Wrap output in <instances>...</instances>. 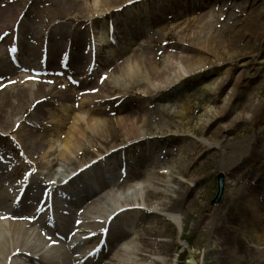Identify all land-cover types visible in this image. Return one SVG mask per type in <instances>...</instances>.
Wrapping results in <instances>:
<instances>
[{"label":"rangeland","instance_id":"rangeland-1","mask_svg":"<svg viewBox=\"0 0 264 264\" xmlns=\"http://www.w3.org/2000/svg\"><path fill=\"white\" fill-rule=\"evenodd\" d=\"M6 1L0 0V11L4 9ZM52 1L30 0L24 26L10 30L18 41L10 43L2 39L0 42V83L8 80L12 69L25 68L31 71L24 82L9 81L12 90L6 98L5 110L11 115L7 124L0 122V167L8 171L11 178L0 183V194L4 193L7 185L15 184L20 179L16 173L17 167H23L27 176L36 173L44 182L53 185L58 179H69L75 175L73 161L58 156L62 143L61 134H65L70 127L61 105L76 107L80 104L82 96L86 94L83 71H88L94 62L103 63L111 57L112 52L114 55L121 52L114 38L122 30V22L118 20L116 24H112L114 17L112 19L104 12L105 8L100 6L102 0H97L96 5L93 0L82 1L83 8L89 15L80 18V25L71 22L77 19L75 13L68 22L57 24V16L66 13L67 5L63 0H57L56 4ZM243 1L166 0L162 3L164 6L168 5L165 8L167 12L159 20L153 21L154 24H148L145 14L142 17L144 20L137 25L147 28L146 34L142 36L143 39L131 44V50H137V45L140 44L145 50L137 53L138 58L141 59L146 49H151L160 54L164 61L156 68L157 74L148 82L144 77L133 83L114 80L109 77L110 70L103 68L92 71V77L87 83L94 88L95 95L102 99L96 108L95 117L102 115L111 123L116 145L124 137L116 122L117 118L121 115L129 116L138 109L143 111L147 136L159 132L167 140V145H154L149 141L134 146L129 151H118L117 154L121 153L126 158L133 155L136 158L138 151L144 150L156 160L169 152L170 156L165 162L169 161L170 166L162 171L164 178L167 181L176 179L182 182L180 191L189 189L183 197L182 206L176 211L179 224L172 226V234L167 232L162 238L151 237L154 244L161 241L164 248L172 246L167 254L159 248L145 250L142 241L134 238V234L128 232L129 226H126L129 224L127 219L132 217L131 221H134L139 233L142 228L145 230L154 226L162 232L163 226L155 224L157 217L149 215L139 223L133 213L121 214L115 221L113 215L108 218L103 213L91 215L94 220L106 221L107 224L114 221V229L128 233L129 239L124 242H131L126 247L123 264H131L132 260L139 259V255L157 259L160 264H192V254H195L198 264H222L221 260H217L219 254L216 249L219 248L222 237L227 239L228 234L222 233L220 240L214 239L218 235L216 229L219 209L228 205L236 207L237 219L232 227L240 231V239L246 242L242 253L247 256V264L264 261V34L260 39H249L247 36L240 37L233 31H224L225 35L219 32V21L222 18L232 14L233 17L238 15L240 19L246 17L245 13L236 12ZM176 5L179 9H173ZM60 31H65L66 36L59 38ZM48 34L52 35L62 53L69 58L64 64L53 61L44 65L48 48L54 44V41L47 38ZM77 34L82 37V41L76 42ZM209 37H213V45L216 47L214 51L217 53L215 55L221 56L223 60L218 61L214 53L198 49L199 45L196 43ZM24 44L33 49L22 53ZM239 51L246 54L236 60H229L224 54ZM68 53L78 55L81 59H70ZM128 53L123 54L119 63L132 62ZM191 54L201 57V61L188 68L186 57ZM106 83L107 86L102 88L101 85ZM21 86L27 91H20ZM72 90L79 93L67 100L66 96ZM105 90L107 96L104 94ZM28 96L31 100L35 99V103L25 114ZM10 125L13 126L12 130ZM2 128L7 129L3 131ZM15 148L20 149V155L15 153ZM103 152L104 150H100L99 153ZM84 154L86 158L82 162L84 161L85 167L100 157L94 152ZM154 169L150 163L141 166L137 159L131 160L129 165H123V170L128 172L139 170L140 181L150 178ZM85 170L87 174L98 172L97 169ZM218 174L223 175L224 190L220 200L213 203ZM122 175H125L124 171ZM108 189L115 191L120 199L126 192L125 188L118 189L117 186ZM43 190L54 195L57 192L49 190L48 186ZM247 193H252L258 200L260 225L242 214L247 206L244 199ZM12 195H16V192H12ZM164 201L167 202L161 196H156L153 200L158 204ZM37 207L40 208L38 203L30 205V212ZM82 209L83 207L79 210ZM150 210H154V207ZM41 212L45 214V211ZM43 217L45 220L55 219L45 215ZM19 219L30 220L31 217L22 215ZM248 223L255 226L251 234L246 230ZM79 225L77 216L71 218L60 239H53L39 225H35L34 233L40 232L43 237L53 240L51 244L63 245L69 242L73 232L78 231ZM99 232L105 235L106 228L99 229ZM98 237L100 236L81 244L78 250L87 251L98 243L101 245L103 241ZM123 245L121 243L120 246L125 249ZM115 248H109L94 264L107 261Z\"/></svg>","mask_w":264,"mask_h":264},{"label":"bare ground","instance_id":"bare-ground-1","mask_svg":"<svg viewBox=\"0 0 264 264\" xmlns=\"http://www.w3.org/2000/svg\"><path fill=\"white\" fill-rule=\"evenodd\" d=\"M63 1L67 5V11L65 14L57 16V24L63 25V23L71 19V16L77 14V19L71 20V22L74 21L77 25H80L82 23L80 18L89 15L83 8V0ZM120 1L122 0H102L100 6L105 8L104 12L108 13L112 19L114 17L112 24H116L118 20H120V23L122 22V30L116 33L114 38V42L118 44L117 46L120 47L121 52L115 55L112 52L110 54L111 57L103 61V63L94 62L88 71H83L85 75L84 81L86 82L84 86L86 94L82 96L80 104L76 107L61 105L62 110L69 119L70 127L65 134H61L62 143L58 156L62 159L73 161L75 175L69 179H64V181L58 179V182L53 185L44 182L37 177L36 173L27 176L26 170L23 167L16 168V173L20 176V179L15 184L7 185L4 188V193L0 194V264H94L112 246L116 247L115 251L107 258V261H101V264H123V258L127 253L126 247L131 241L125 243V240L129 239L128 233L114 229L113 225L115 224V219L119 218L121 214L129 213H133L136 216V221L139 223L149 215L155 216L157 217L155 224L163 226L162 232L156 230V226H154L149 229L145 228V230L142 228L139 233L136 230L134 221H131L132 217H127L129 218L127 219L129 224H126V226H129L128 232H132L135 236L134 238L142 241L145 250L151 251L154 248H159L167 254L172 247L169 245L164 248L161 241L154 244V240H151L152 236L162 238L165 235L164 233L168 232L170 235L172 234V226L179 224V217L176 211L182 206L183 197L189 191L188 188L180 191L182 182L176 179L167 181L164 178L162 171L170 166L169 161L165 162L170 156L169 152L164 154L161 159L158 158L156 160L150 156V153H146L144 150L138 151L136 158L133 155L131 158H126L121 154L122 152L129 151L134 146L149 141L154 145H167V140L163 136H160L159 132L150 133L147 136L144 114L142 109H138L133 111L129 116L121 115L117 118L116 122L122 129L124 137L116 145V140L111 132V123L101 114L100 117H95L96 108L102 99L95 95L94 88L89 87L87 83L92 77V71L99 68L107 71L110 70L109 77L114 80L133 83L134 81H138L140 77H144L148 82L152 76L157 74L156 68L164 63L160 58V54L151 49H146L141 55V59L138 58L137 53L145 49L138 44L137 50L133 51L131 50V44L141 38L143 39L144 37L142 36L146 34L147 28H140L137 25L140 24L139 21L144 20L142 17L145 14L148 24H152L153 21L159 20L162 17L161 15L167 12L166 6L168 5L164 6L162 3L166 0H123L125 1L124 3ZM29 2L30 0H7L5 2L3 5L4 9L0 11V42L2 39L10 43L18 41L17 37L11 35L10 30L24 26L26 16L29 13ZM97 2V0H93L94 5ZM52 3L56 4L57 0H53ZM178 7L176 5L173 9H179ZM179 11L177 10V12ZM236 12L237 14L243 12L246 14V17L240 19L237 17L238 15L233 17L232 14L222 18L219 21V32L225 35V32L233 31L237 32L240 37L247 36L249 39L254 37L260 39L264 34V0H244L241 8L237 9ZM65 18L68 19L66 20ZM6 30L9 32H6ZM6 33H9V35L6 36ZM66 34L65 31H60L59 38L66 36ZM48 35L47 38L54 41V44L49 46V51L47 49L48 52L44 57V65L53 61H59L61 64H64L69 58L62 53L52 35ZM81 38L77 34L76 42L82 41ZM213 43V37H209L197 42L196 45H199V50L207 53L211 52L215 55L217 53L214 51L216 47ZM32 49L31 46L24 44L22 53L25 54L24 51L29 52ZM127 51L132 62L125 61L119 63L120 59L122 60L123 54ZM224 54L227 55V59L236 60L246 53L239 51L232 53L225 52ZM67 55L75 61L81 59L78 55L70 53ZM215 56L218 61L223 60L220 58L221 56ZM186 58H188L186 59L188 68L194 67V65L201 61V57L196 54H191V56ZM24 69L10 70L8 80L5 83H0V122L2 121L3 124L8 123L11 115V113L5 110L7 105L6 98L9 97L10 90H12L9 81L24 82L27 80L28 73L31 71ZM0 82L2 81L0 80ZM106 86L107 83L101 85L102 88ZM106 90L105 96L108 95ZM20 91L26 92L27 90L24 86H21ZM78 93V91L72 90L67 94L66 99L71 100ZM34 101L35 99L31 100L30 96L27 97L25 114L35 103ZM9 128L12 130L13 126L11 127L10 125ZM5 129L2 128L1 130L4 131ZM100 150H104V152L100 154ZM118 151H121V153L117 154ZM84 152H94L100 157L91 162L88 167H85L84 161L82 162L86 158ZM15 153L20 155V149L15 148ZM121 158L122 160L120 161ZM116 159L117 162H115ZM134 159H137V162L141 166L150 163L155 168L153 175L140 181L141 174L139 170L134 172L123 170V165H129L130 161ZM7 163H10V161L7 160ZM87 168H90V170L97 169L98 172L87 174L85 173V169ZM123 171L125 172L124 176L122 175ZM181 174L185 176L183 172ZM8 178H11V174L0 167V183ZM45 186H48L49 190L57 191L56 194L54 195V193L49 191L45 192L43 190ZM112 186H117L118 189L125 188V195L123 193L121 199L117 197L115 191L113 192L111 189H108ZM41 190L46 195L41 196ZM12 192H16V195H12ZM156 196H161L167 202L164 201L161 204L153 202ZM62 199L66 201L65 205L61 204ZM244 199L247 202V206L242 211V214L253 220V223L260 225V206L258 200L252 193H247ZM36 203H38L40 208L37 207L34 211L30 212V205ZM81 207L83 209L80 211ZM151 207H154V210H150ZM42 210L43 212L45 211V214H41ZM235 210L236 207L231 205L219 209V221L216 229L218 235L214 241L220 240L219 238L223 235L222 233L228 234L227 239L226 237H222L219 248L216 249V252L219 254L217 260H221L222 264H247L248 262L247 256L242 253V248L246 242L240 239V231L232 227L237 219ZM77 212H79V215H77ZM95 213L106 214L107 218L113 215L114 221L108 224L106 221H96L91 216ZM21 214L30 216L31 219L20 220ZM42 215L54 216L55 219L45 220ZM76 216L80 220L78 231L73 232L69 242L63 245L51 244L53 240L43 237L40 232L34 233L35 225H39L40 228H43L52 235L53 239H60L63 236L66 223ZM95 226L101 227L96 228ZM246 227L247 233L251 234L255 226L248 223ZM104 228H106L105 235L99 232V229ZM97 236H100L98 238L103 241L101 245L98 243L96 247H89L87 251L78 250L81 244H86ZM104 236L106 237L103 238ZM121 243L122 245L124 244L125 249L120 246ZM99 245L100 247L98 248ZM93 248L96 249L93 250ZM190 259L192 264H198L195 254L190 255ZM204 260L206 261V258ZM130 263L160 264L157 259L144 258L140 257V255L139 259H134ZM201 264L207 263L202 262ZM258 264H264V261H260Z\"/></svg>","mask_w":264,"mask_h":264},{"label":"water","instance_id":"water-1","mask_svg":"<svg viewBox=\"0 0 264 264\" xmlns=\"http://www.w3.org/2000/svg\"><path fill=\"white\" fill-rule=\"evenodd\" d=\"M217 190L216 194L212 200L213 203H216L220 200L223 190H224V179L222 174H218L216 177Z\"/></svg>","mask_w":264,"mask_h":264},{"label":"snow or ice","instance_id":"snow-or-ice-1","mask_svg":"<svg viewBox=\"0 0 264 264\" xmlns=\"http://www.w3.org/2000/svg\"><path fill=\"white\" fill-rule=\"evenodd\" d=\"M61 86L63 87V85H61ZM40 195L43 196V195H46V193L43 190H41Z\"/></svg>","mask_w":264,"mask_h":264}]
</instances>
